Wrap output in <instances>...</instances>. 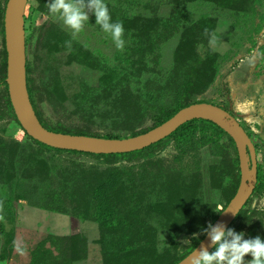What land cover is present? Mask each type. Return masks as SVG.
I'll use <instances>...</instances> for the list:
<instances>
[{
  "label": "rangeland",
  "instance_id": "1",
  "mask_svg": "<svg viewBox=\"0 0 264 264\" xmlns=\"http://www.w3.org/2000/svg\"><path fill=\"white\" fill-rule=\"evenodd\" d=\"M49 2L28 0L24 25L30 84L53 124L124 138L150 129L151 111L222 105L264 177V0H104L124 26L122 51L92 13L73 38L50 19ZM199 138L105 162L40 150L0 113V264L177 262L240 179L227 136ZM246 203L255 214L234 231L264 240V191Z\"/></svg>",
  "mask_w": 264,
  "mask_h": 264
},
{
  "label": "water",
  "instance_id": "2",
  "mask_svg": "<svg viewBox=\"0 0 264 264\" xmlns=\"http://www.w3.org/2000/svg\"><path fill=\"white\" fill-rule=\"evenodd\" d=\"M28 0H7L3 25L6 50V84L15 117L27 136L50 148L95 155L125 154L143 150L171 135L192 120H206L226 133L233 141L239 165V184L234 196L211 223L222 231L235 221L240 210L251 197L257 181V160L254 146L243 127L222 107L197 102L178 110L173 116L145 133L121 139L57 133L44 128L36 117L28 97L26 75V45L24 14ZM208 229L194 249L176 264H189L191 253L214 248Z\"/></svg>",
  "mask_w": 264,
  "mask_h": 264
},
{
  "label": "clouds",
  "instance_id": "3",
  "mask_svg": "<svg viewBox=\"0 0 264 264\" xmlns=\"http://www.w3.org/2000/svg\"><path fill=\"white\" fill-rule=\"evenodd\" d=\"M50 19L60 21L71 30L73 38L82 34L85 26L89 23V14L95 16V23L102 31L109 34L115 47L123 50L125 47V29L122 22H113L109 8L104 0H50L47 4ZM71 46L70 43L68 45ZM2 211V204H0ZM223 213L224 211H216ZM4 217L0 216V220ZM211 229V242L214 250L209 252L202 249L198 255L189 257V264H264V240L259 236L253 239H244V233H237L232 229L226 232L220 226ZM185 244H190L185 240ZM250 255L251 260L246 261L245 257Z\"/></svg>",
  "mask_w": 264,
  "mask_h": 264
},
{
  "label": "trees",
  "instance_id": "4",
  "mask_svg": "<svg viewBox=\"0 0 264 264\" xmlns=\"http://www.w3.org/2000/svg\"><path fill=\"white\" fill-rule=\"evenodd\" d=\"M7 0H5V2L2 5L1 8V12H0V88L2 90V100H3V108L0 111L1 114L6 115L7 117H9L10 119H12L15 123L18 124V126L20 127V130L23 131V129L21 128L20 124L18 123L14 111L12 109L9 97H8V87L6 84V50H5V44H4V25H3V17H4V9H5V5H6ZM24 21H25V17H24ZM24 30L26 32V27H24ZM26 36H25V45L26 44ZM28 63L26 60V75H27V89H28V97H30V102L32 104V107L35 111L36 117L39 120V122L41 123V125L53 132H57V133H66V134H72V135H85V136H93V137H102L100 135L97 134H88L85 132H81V131H68L64 128V126L62 124H53V122L50 120V118H48V116L40 109V107L37 105L36 103V89L34 88V86H32L30 84V76L28 73ZM197 102H201V101H193L190 103H185L183 105H179L175 111L172 113V115L169 116H164L162 114V112L160 113H156V112H149V117L153 122V126L150 128H154L158 125H160L161 123H163L164 121H166L167 119H169L171 116H173L178 110H180L183 107H186L190 104L193 103H197ZM219 107H222L224 110H227L224 106L222 105H218ZM150 129H147L146 131H144L143 133L149 131ZM24 132V131H23ZM25 133V132H24ZM26 134V133H25ZM141 134V133H140ZM225 135L227 136V138L229 139V141L233 144L232 139L226 134L224 133L220 128H218L216 125H214L213 123L206 121V120H192L190 122H187L185 124H183L182 126H180L175 132H173L171 135H169L167 138L143 149L140 151H135V152H131V153H125V154H110V155H95V154H90V153H83V152H77V151H70V150H60V149H54V148H50L44 144H41L33 139L30 138V140L40 149L43 150L45 152H49V153H53V154H67V155H78V156H88V157H92V158H96V159H102L105 162L111 159H129V158H139L141 156H143L145 153L151 152L153 151V149L160 145L163 141L165 140H169V139H173L178 146L181 144H187L190 141H193V138L195 136H200L201 138H199L200 140H202L203 142H206L207 144L212 145L213 143H217L216 140H214L212 138V135ZM27 135V134H26ZM138 134L132 133L130 136H135ZM249 136V135H248ZM103 138H114V139H121L119 137H113V136H109L106 135ZM126 138V137H124ZM236 151V149H235ZM237 155V153H236ZM236 161L238 162V157L236 156ZM262 191H264V177L260 174L259 171V165L257 163V181L255 184V188H254V193H261ZM247 203L245 204V206L240 210V212L238 213V215L236 216L235 221L228 227V229H232L235 230L237 228L240 229V227L244 224V222L251 220V218L253 217L252 215H254L255 213L252 212L251 210H245ZM217 217V215H213L211 220L213 221L215 218ZM242 228V227H241ZM208 227H205V230H207ZM227 229V230H228ZM226 230V231H227ZM195 245V244H194ZM195 246L191 247L181 258L178 259L177 262H179L182 258H184L189 252H191L193 250ZM214 248L211 250L213 251ZM177 262L173 263L176 264Z\"/></svg>",
  "mask_w": 264,
  "mask_h": 264
}]
</instances>
